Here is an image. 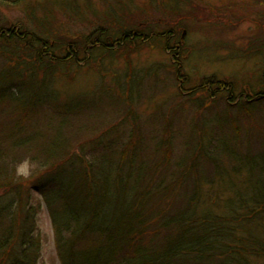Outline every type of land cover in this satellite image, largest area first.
Listing matches in <instances>:
<instances>
[{
    "label": "trees",
    "instance_id": "1",
    "mask_svg": "<svg viewBox=\"0 0 264 264\" xmlns=\"http://www.w3.org/2000/svg\"><path fill=\"white\" fill-rule=\"evenodd\" d=\"M0 2L5 4L4 0ZM7 3L23 8L27 17L16 24L0 17V264H39L42 240L37 230L42 206L32 196L34 187H38L48 209L61 264H264V133L258 137L238 133L214 137L217 146L229 140L221 150L215 148V160L204 152L202 142L203 157L195 161L184 157L186 167L179 166L184 182L175 179L171 184L163 176L161 182L154 183L148 180L152 168L145 160L137 169L135 164L129 168L130 153H116V141L95 139V145L88 149L75 146L76 137L86 133L88 127L75 129L76 117L71 110L75 97L69 93L68 100L60 103V94L54 91L61 68H90L93 59L103 60L126 50L131 43L138 46V41L161 38L166 50L181 62L185 46L177 28L156 36L154 28L149 35L139 29L116 32L123 22L115 8L117 2L110 3L111 9L102 15H95L91 1L86 13L74 0ZM57 12L88 25L96 17L102 24L77 40L69 27L60 26V32L59 26L54 28ZM165 12L173 17L182 14L178 8L168 7ZM109 22L114 28L107 27ZM179 23L180 30H186L181 20ZM60 48L66 51L64 56H59ZM181 82L180 91L185 92V82ZM204 88L212 100L227 91L232 105L264 106V87L261 92L253 90L245 95L237 91L234 82L213 78ZM164 118L162 125L171 131L173 118ZM89 131L95 132L90 127ZM212 137L206 139L211 145ZM80 152L82 155H78ZM146 152L137 150V156ZM169 156L171 149L167 159ZM205 159L221 171L225 165L231 166L225 173L229 178L233 173L240 177V183L225 184L236 199L227 202L229 209L222 218L199 206ZM26 161L41 167L38 177L17 175L18 166ZM200 161L204 166L194 167ZM193 167L196 176L190 179V191L180 194L177 188L187 186V169ZM188 191L200 195L189 198ZM185 195L187 202L171 206L174 198ZM155 200L165 201L168 211L156 210ZM176 209L180 212L175 213Z\"/></svg>",
    "mask_w": 264,
    "mask_h": 264
},
{
    "label": "rangeland",
    "instance_id": "2",
    "mask_svg": "<svg viewBox=\"0 0 264 264\" xmlns=\"http://www.w3.org/2000/svg\"><path fill=\"white\" fill-rule=\"evenodd\" d=\"M89 1L95 15L97 12L104 14V11L111 9L110 3L113 5L117 2L115 8L118 9V15L123 22L116 32L139 29L149 35L154 32L150 29L154 28L156 36L157 33L175 27L179 33L178 37L186 32L183 40L185 52L181 62H176L173 53L167 52L165 41L153 38L151 41L143 40L145 44L138 41V46L131 43L126 50L114 51V54L104 56L103 60L93 59L90 68H61L54 85V91L60 94L59 102L65 103L71 93L70 95L75 97L71 105L72 113L76 117L75 129H79L81 125L88 127L86 133L76 137L75 146L84 145L83 147L88 149L95 145V139H104L105 143L116 141V153H130L128 157H131L132 164L129 168L135 164L134 169H137L143 159L145 164L152 168V175L148 180L161 182V178L165 176L167 182L172 184L175 179H179L180 183L184 182L183 178H180L183 172L179 167L181 164L185 166L184 157L190 161L199 160L203 157L200 153L204 149L209 158H218V150L215 148L221 150L224 145L229 144V140L224 139L223 144H226L219 143L217 146L214 137L216 139V136L225 134L237 136V133L238 136L258 137L264 133L262 103L252 108L248 105L237 107V104L232 105L229 99L226 100L227 91L224 90L223 97L212 100L203 90L213 78L234 82L237 91L245 95L251 94L253 90H263L264 0H74V3L86 13ZM4 2L5 4L0 2V17L4 21L16 24L27 17L23 8L7 3V0ZM168 7L178 8L182 14L173 17L167 12V16L165 11ZM90 20L92 22L88 25L77 18L57 12L53 26H59V32L60 26L69 27L73 30V38L80 40L102 24L96 17ZM180 20L186 30H180ZM112 26H115L114 23L109 22L107 27L114 28ZM221 41L225 44H221ZM62 50L59 49V56L66 53ZM180 65L181 79H178L177 67ZM181 81L185 82V92L180 91V85L183 86ZM103 85L105 87L101 88ZM186 90H199V93H187ZM182 93L187 95L183 97L185 94ZM164 116L173 118V133L165 130V125H162L161 119ZM89 127L94 128L95 132L89 131ZM210 137L212 145L206 142ZM202 142L205 146L200 149ZM134 143L137 147L140 144L143 146L135 149ZM167 145H171L170 159H167L170 151ZM137 150L147 151V154L138 157ZM182 151L186 152V156L180 154ZM236 152L240 154V151ZM79 154L82 155L81 152ZM243 154L245 155V152ZM205 160L206 166L201 176L203 183L199 186L202 201L199 206L211 212L213 217L222 218L227 213V202L236 199L230 195L225 184L240 183V177L234 173L230 178L225 175L227 168L231 169V166L225 165L221 171L220 168L214 167L211 160ZM202 166L204 164L201 165L200 161L194 167ZM194 167L187 169L190 176L187 186L177 188L180 194L189 190L190 179L196 176ZM33 171L36 174H33ZM41 171L38 164L26 161L18 166L17 175L30 179L32 175L38 177ZM233 190L236 191L235 188ZM38 191V187H34L32 196L35 201L39 200L42 206L37 230L42 240L39 264H61L55 239L56 232L44 198ZM189 191L186 193L189 198L199 194ZM186 195L182 199L174 198L171 206L183 205L188 201ZM216 201L217 203H213ZM155 204L156 210L168 211L165 201L155 200ZM176 212L180 210L176 209Z\"/></svg>",
    "mask_w": 264,
    "mask_h": 264
}]
</instances>
